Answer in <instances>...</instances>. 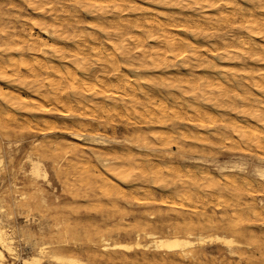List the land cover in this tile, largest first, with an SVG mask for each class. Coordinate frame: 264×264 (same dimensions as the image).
Returning a JSON list of instances; mask_svg holds the SVG:
<instances>
[{
    "label": "bare ground",
    "instance_id": "1",
    "mask_svg": "<svg viewBox=\"0 0 264 264\" xmlns=\"http://www.w3.org/2000/svg\"><path fill=\"white\" fill-rule=\"evenodd\" d=\"M2 1L0 0V11L3 5L1 3L5 0ZM142 1L143 4L135 5L131 0H24L35 16L28 17V21L24 19L23 24L18 21L15 24L4 22L0 12V104H4L11 115H48L41 130L47 132L56 128V122L52 120L54 115L60 118L85 119L90 112L96 113L97 119L93 121L95 124L80 122L75 131L62 127L63 133L68 134L73 141L92 143L103 150L108 147L112 149L113 145L125 147L126 150L111 151V154H108L109 150L108 153H93L96 165L92 169L87 166L88 160L78 159L80 166L75 167L74 172L82 181L97 184L96 189L101 195L110 196L115 193L129 198L139 191L153 196L144 187L146 183L152 182L162 186L168 193L160 204L189 209L191 214H197L200 218L198 213L201 209L189 207L191 203L203 204L207 202L208 196L215 195L219 200L217 205L220 206L229 192L234 195H254L253 180L244 176L248 169L244 163L229 161L221 164L215 162L218 175L206 168L191 171L190 168L183 169L177 165L168 150L176 145L177 138L186 139L188 135L198 137L191 131L192 128L198 133L206 132L218 138L219 145L226 142L228 147L238 149L244 144L245 148L253 147L264 152V104L259 102V98H264V0H240L246 4L244 7L238 0H191L200 9H209L198 19L207 22V26H200L197 22L189 25L185 19L186 24H182L176 17L161 15L160 11L157 17L150 18L149 15L148 18L129 19L131 17L127 12H148L145 4L155 0ZM164 1L168 3L170 0ZM164 1H161L162 4ZM78 12H84L90 17L86 27H80L76 22L78 20L74 16ZM222 25L229 26L230 30L217 34L222 30ZM187 31H190L192 37L200 36L206 40L207 46L200 47L197 42L177 36V33L184 34ZM243 32H246V36L242 35ZM215 61L225 62L227 66L220 67ZM148 66L158 71H168L172 67L174 73L146 75L143 71ZM177 67L186 72H179ZM196 67L214 70L219 75L215 77L214 74L208 76L206 73H191ZM159 88L166 89V94L157 98L155 94H160ZM250 88L259 95L254 98L251 92L248 93ZM173 91L182 96L186 94L189 99L180 98ZM235 101L240 103L242 111L239 113L244 120L227 117L222 113L227 109L236 112L239 107ZM202 103L224 109L211 112ZM14 117L8 118L15 120ZM119 120L125 121L122 131L132 132L134 139H125L121 144L114 137ZM245 120L255 122L256 125L247 126ZM185 122L189 130H185ZM215 123L221 126L220 129L215 128ZM182 124L184 128L181 127ZM154 126L157 130L145 133L144 130H150ZM108 130H111L112 137L104 135ZM132 148L142 151V154L133 156ZM52 150L57 151L55 148ZM180 156L183 160L186 159L182 153ZM159 157L165 158V161L155 162L153 158ZM191 159L204 163L202 159ZM26 161L29 163L27 173L34 188L38 181L49 185L48 174L41 160L29 154ZM3 162L0 156V167ZM222 173H227V176L220 179L219 175ZM241 173L242 179H237V175ZM251 175L263 185L264 162L259 161L254 165ZM120 185L129 187V190H123ZM171 194L177 197V203L171 202ZM260 206L259 209L264 211L262 203ZM2 207L0 264H6L7 257L14 261L18 256L14 246V230H8L4 224ZM241 209L247 210V214L249 210L254 215L262 214L253 205H246ZM150 219L153 217L150 216ZM184 219L182 217V221ZM190 224L191 228L189 225L183 227V234L174 231L168 236L158 237L152 232L135 233L132 245L110 244L107 238L101 236L98 244L103 252L146 250L149 245H142L140 242L141 236H144L157 251L190 256L194 251L189 249L195 245V241H191L189 231L192 223ZM202 227L204 225L198 221L197 228ZM229 230L239 234L233 225H229ZM20 232L23 234L25 231ZM251 235L249 237H255ZM31 237L26 234V239ZM196 242L198 245L220 244L230 253L232 247L237 245L232 238L218 235L198 237ZM52 245L55 244L33 241L30 249L34 253L21 258V264H42L44 260L52 264H84L73 257L55 253L54 248L64 249V245H67L65 242L57 244V247Z\"/></svg>",
    "mask_w": 264,
    "mask_h": 264
},
{
    "label": "rangeland",
    "instance_id": "2",
    "mask_svg": "<svg viewBox=\"0 0 264 264\" xmlns=\"http://www.w3.org/2000/svg\"><path fill=\"white\" fill-rule=\"evenodd\" d=\"M23 1L24 0H5L1 3L3 5L0 12L2 13L1 15L4 18V22H13V24H15V22L18 21L19 24H23L25 20L28 21V17L35 16ZM131 1L135 5L143 4L142 0ZM161 1L162 0H155L145 4L144 7L149 10L148 12L137 13L132 11L131 13L127 12V15L131 17L129 19H133L135 17L148 18L147 16L149 15V17L152 18L153 16L157 17L160 14H164L173 18L176 17L175 19L178 22L182 21V24H186L185 21L188 20L187 23L189 25H191V22H197L200 26L203 24L206 26L208 25L207 22L204 23V21L198 20L200 16L202 17L208 12V8L200 9V7L195 6L191 0H186L188 3L183 0H176V2L170 0L167 3L163 0V4ZM190 1L191 3H189ZM238 2L243 7L246 5L240 0H238ZM10 5L12 6L10 7ZM184 12L189 15H186ZM4 13L7 15L10 13V15H3ZM11 13L14 18H12ZM124 14H126V12ZM74 15L75 14L72 16ZM74 18L73 20L78 22L80 27H86L87 23L90 21V17L84 12H78ZM80 21H82L81 24H79ZM221 27L222 30L218 31L217 34H222L230 30L229 26L222 25ZM35 33L38 32L35 30ZM178 35L180 38L183 37L181 39L186 38L192 42H197L200 47H206L208 44L207 41L203 40L200 36L192 37L190 31L184 34L179 32L177 33V36ZM242 35L246 36V32H243ZM208 59L210 60V57ZM211 60L213 59L211 58ZM215 62L220 67L227 66L225 62ZM246 62L249 61L247 60ZM151 68L152 67L148 66L143 72L151 76L155 74V76H161L168 72L174 73L172 67H169L167 69L168 71H158ZM177 69H179V72H186L181 67H177ZM193 69L191 73H206L208 76H213L211 74H214L215 77L219 75L218 72L205 69L204 67H196ZM158 91L160 94L157 92L155 94L157 98L166 94V89L159 88ZM253 92L254 89L252 88L248 90V93L254 96V98L259 95L258 92ZM172 93L180 96V98L185 97L189 99V96L186 94L182 96L174 91ZM30 98L33 97L30 96ZM259 100V102L264 104V98H259ZM202 104L204 107L206 106L207 109L209 108L211 112H216V109L217 111L224 109L219 107L215 108L206 103ZM235 104H238V107L240 106L239 102L235 101ZM225 108L227 107L225 106ZM0 109V113H2L0 114V156H2L4 161L3 166L0 167V207L3 206V222L7 226V229L14 230V246L18 256V259L14 261L10 257H7L6 264H21V258L32 255L34 252L31 251L30 245L33 241L55 244L54 246L65 242L67 245H64V249L58 250L54 248L56 250L55 253L66 257H73L84 264H264L261 262H264V211L259 209L261 208V203L264 207V184L260 185L254 176L251 175L252 167L258 164L259 161L264 162L263 151L253 147L252 149L248 147L245 148L246 145L244 146V144L238 149L235 147L231 148V146L228 147L225 141V146L223 143L219 145L218 143L220 142L218 138L212 137L206 134V132L198 133L192 128L191 131L195 132L194 134L198 135V137H191L188 135L186 139L177 138L176 145L170 147L168 153L172 156V159L177 162V165L182 166L183 169L190 168L189 170L195 171L197 169L206 168L209 169L212 174L218 175L216 167L214 166L216 165L215 162L221 164L223 162L237 161L246 165L248 172L244 176L253 180V196L244 193L234 195L229 192L225 202L220 206L217 205L219 200L215 195L208 196L206 203H191L189 207L196 206L199 210L201 209L199 211L200 213H198L201 215L199 218L197 214H191L189 209H178L170 207L169 204H160L161 199H166L168 193L164 191L162 186L152 182L146 183L144 187L149 193H152L153 196H149L147 193L143 194V192L139 191L135 193L132 198H129L115 193L110 196L101 195L96 189L97 184L95 185L91 181H82L78 174L74 172L75 167L80 166L78 159L88 160L89 165L87 164V166L92 169V167L96 165L93 153H108L109 150L110 152L108 154H111V151H119L120 149L123 151L126 150L125 147H119L117 145L111 146L113 150L110 147L104 148L103 150L92 143L73 141L68 134L63 133L64 127H69L70 131H75V128L79 126L80 122L95 124L93 121L97 119L95 116L97 115L96 113L90 112V115L88 114L85 119L77 117L60 118L54 115L52 120L56 122V128L51 130V132H47L41 131L44 128V121H47V118H49L46 114L16 113L11 115L8 111L9 109L4 104H0ZM241 111L242 108L239 107L236 112L229 109L221 112L225 113L227 117L244 120L245 118L240 114ZM10 116H15V120L8 118ZM23 117L26 119H22ZM17 121H19V125ZM246 122L248 124L247 126L256 125V123L252 121L247 120ZM124 123L125 121L119 120L116 128L117 133L114 135L121 144L125 139L135 138L133 135L131 136L132 132L127 133L122 131ZM177 124L178 123H176V125ZM215 124V128L220 129L221 126L218 123ZM184 125L186 126L185 130H187L189 126L186 122ZM184 125L182 124L181 127L184 128ZM28 126L31 127V129ZM154 130H157L156 126L153 128L151 127L150 130L144 131L148 134V132ZM104 135L108 137L113 136L111 130H108ZM75 143H77V145ZM52 148L57 149V151H53ZM131 150L135 157L142 154V151L136 150L135 148ZM181 153L186 158L185 160L181 158ZM29 154H31L33 158H39L41 160L48 174L49 185L43 181H38L35 184V188L34 185H32L27 173L29 170V163L26 161V156ZM261 156L263 158H261ZM191 158L202 159L204 163H197V160L194 161ZM153 159L158 163L165 161L163 157ZM226 174L227 173L220 174L219 178L223 179L227 176ZM242 177L243 174L241 173L238 174L236 178L242 179ZM120 186L123 190H129V187ZM2 194H4V196ZM203 195H205L204 192ZM169 196L171 202H178L174 194ZM97 201L100 203H97ZM246 205L255 206L262 214L254 215L250 210L247 214V210L241 209ZM44 206H46V208ZM202 212H204L203 215L201 214ZM150 216H152L153 219H150ZM182 217L185 218L184 221H182ZM198 221L204 225L201 229L197 228ZM182 223L187 224L183 225ZM190 223H192V229L189 231L192 235L191 241H195V245L189 249V251H194L193 255L190 256H183L182 254L172 255L157 251L144 236H141L140 242L142 245H149L146 250H134L131 252L108 250L103 252L98 244V240L101 236L107 238L110 244L132 245L135 241V233L152 232L158 237L168 236L174 231L183 234L185 232L183 227L190 226ZM229 225L230 227L233 225V227L237 228L239 234L231 232L229 230ZM39 228L41 230H39ZM96 228H98V230ZM248 229L249 231H247ZM21 230L25 232L21 234ZM79 232L81 233L79 234ZM249 232H251V236L254 235L256 238L249 237ZM26 234L32 237L26 239ZM213 235L232 238L237 245L232 247V252L230 253L226 247L220 244L210 245V243H204L198 245L196 242L198 237L206 238ZM54 246L52 245V247ZM255 247L260 248L258 249ZM261 251L262 253L260 254L259 252ZM260 258H262V260H259ZM237 261L238 263H236ZM42 264L52 263L44 260Z\"/></svg>",
    "mask_w": 264,
    "mask_h": 264
}]
</instances>
